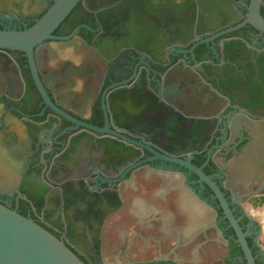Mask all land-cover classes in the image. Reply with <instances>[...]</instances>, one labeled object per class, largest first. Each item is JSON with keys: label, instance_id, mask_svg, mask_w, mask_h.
Returning <instances> with one entry per match:
<instances>
[{"label": "flooded vegetation", "instance_id": "obj_1", "mask_svg": "<svg viewBox=\"0 0 264 264\" xmlns=\"http://www.w3.org/2000/svg\"><path fill=\"white\" fill-rule=\"evenodd\" d=\"M246 3L81 0L38 70L51 100L96 128L105 112L119 127L128 121L130 131L143 121L165 126L120 142L94 141L83 129L69 131L71 123L50 109L42 114L25 54L0 50V106L14 109L31 150L21 197L0 194V203L17 210L14 201L27 200L24 193L48 198L51 220L66 222L64 238L86 264H248L213 184L256 264H264V36L248 25L220 35L245 20ZM51 4L0 0V28L31 27ZM83 44L91 54L80 50ZM144 64L161 72L162 85L140 72ZM187 81L208 88L196 97ZM86 103L89 110L81 108ZM151 139L161 146L144 144ZM101 173L117 182L113 192L85 203L82 192ZM32 212L43 222L33 206Z\"/></svg>", "mask_w": 264, "mask_h": 264}, {"label": "water", "instance_id": "obj_2", "mask_svg": "<svg viewBox=\"0 0 264 264\" xmlns=\"http://www.w3.org/2000/svg\"><path fill=\"white\" fill-rule=\"evenodd\" d=\"M80 2L81 0H52L51 6L31 27L26 26L22 30L0 28V50L21 52L25 54L28 59L34 84L40 92L43 100L41 104V106H44L42 114H44L47 109H50L56 115L71 123L72 127L69 128V131L71 132H78L80 129H83L93 138L94 141H97L100 136L103 140L120 142L123 139L128 140L127 137H133L134 132H139L143 135L149 129H152L153 134L155 135L161 130H164L165 126L160 122L152 124L150 121H143L139 127L135 125L133 130L130 131L126 129L129 128L127 124L128 121H125L123 125L125 127H119L116 120L112 118L108 112H105L103 117V126L96 128L89 124L87 119L79 111H76L75 109H73V111L69 110L65 104L56 103L51 100L49 92L45 88L46 81L42 78L38 70L37 62L44 51H51L56 47V45L53 46V43L49 42L59 39L54 36L55 31L69 17L71 12ZM263 4L264 0H249V3L245 4L247 11L245 20L240 25L226 32L220 33V35L238 30L239 28L248 25L258 31L261 36H264V18L261 14ZM79 48L80 50L90 52V54L92 53V49L86 44H83V46ZM61 49L67 50L68 48L62 47ZM101 66L105 67L106 65L102 62ZM139 70L140 72L144 70L148 74L151 73V82L155 84V86L158 87L163 84L161 72L157 68L147 67L145 65L144 68H140ZM195 70L199 73L205 74L204 70L201 68ZM3 87L6 88L5 85H3ZM205 87L208 88V86L201 81L197 85H194L189 81L186 83V88H189L193 94L198 96L203 94ZM2 95L4 94L1 92L0 97ZM81 108L89 110L90 105L86 103L81 105ZM11 111H14V109H5V114L0 118V194L12 197L17 193L18 196L21 197L20 185L22 173L31 150L28 138L21 139V137L15 132L6 131V115L9 114L14 117ZM70 112L73 113L74 116H72ZM24 117H26V115H24ZM202 121L204 123L201 125V129L204 130L207 128V122L209 119L206 118ZM54 140L57 146L55 151L61 152L63 143L57 142L56 138ZM197 141L200 142L199 137L197 138ZM144 144H149L152 148H156L161 146L162 143L159 139H151L150 141L144 140ZM106 148L107 143H105V149ZM76 162L77 155H73L72 164H76ZM186 166L189 168L191 167L188 163H186ZM58 169L59 168H57V170ZM254 169H256V166ZM100 176L101 178L98 180V183H94L91 189L92 192L89 186H87L85 191L82 192V200H84L85 203H88L91 200L102 202L103 195L113 192L112 190L117 182L104 180L103 178L105 177V174L103 173H101ZM8 182L12 183L6 185ZM49 187L51 188L52 186L49 185ZM81 187L82 186H79L80 189ZM211 187L219 196L226 216L229 219L231 226L235 229L238 242L242 247L247 263L256 264L255 258L247 243L246 235L241 230L220 191L213 184ZM94 189L99 191L98 194L93 192ZM255 194L258 195L259 193L256 192ZM24 198L27 199L26 196ZM43 223H46L45 219H43ZM50 227L57 232L52 226ZM0 264L86 263L72 249L64 237H57L33 218L23 216L16 209H12L5 204L0 203Z\"/></svg>", "mask_w": 264, "mask_h": 264}, {"label": "crops", "instance_id": "obj_3", "mask_svg": "<svg viewBox=\"0 0 264 264\" xmlns=\"http://www.w3.org/2000/svg\"><path fill=\"white\" fill-rule=\"evenodd\" d=\"M20 1V0H19ZM26 1H28V0H26ZM10 2H12V1H10ZM27 4L23 7V9L24 10H26L27 9ZM196 97H198V95H196ZM188 113V115H192V114H194L192 111H189V112H187ZM5 114V109H4V107L1 105L0 106V117L2 116V115H4ZM5 123H6V128L8 129V130H6V131H8V132H15L16 134H18V136L19 137H21V139H25V133H24V131H23V128L22 127H20V126H18V122H17V120L15 119V118H13V117H11L9 114H7L6 115V118H5ZM10 183H12V182H8V183H6V185H10ZM15 195H18L17 193L15 194ZM14 195V196H15ZM43 196V195H42ZM19 197V196H18ZM35 197V196H34ZM35 198H41V195H40V197H35ZM25 199V198H24ZM52 203L49 201V200H47V198H45V206H44V208H43V211L41 212V213H39V215H40V217H44V213H45V211H50V210H52ZM49 223V225L50 226H52L59 234H61L62 235V237H64V235L66 234V222L65 221H62L60 224H56V223H54V221L53 220H51L50 219V221L48 222ZM85 240L86 241H88V239L85 237ZM75 246H77L78 248H81V242H79L78 241V243L76 242L75 243Z\"/></svg>", "mask_w": 264, "mask_h": 264}, {"label": "trees", "instance_id": "obj_4", "mask_svg": "<svg viewBox=\"0 0 264 264\" xmlns=\"http://www.w3.org/2000/svg\"><path fill=\"white\" fill-rule=\"evenodd\" d=\"M261 14L264 18V4L261 8ZM25 196L27 197V200H15L14 201V205H13V208H16L18 207L17 211L23 215V216H26V217H31L33 218L35 221L39 222L41 225H43L46 229H48L50 232H52L54 235H56L57 237H61V234L55 232L51 227L50 225H47L43 222H40L39 220L36 219L34 213L32 212L31 213V206H33L35 208V211L36 213H41L43 211V208L45 206V197L41 196V198H35L34 196L30 195V194H27V193H24ZM54 212V209L53 210H50V211H45L44 213V219L46 221H50L51 219V216Z\"/></svg>", "mask_w": 264, "mask_h": 264}]
</instances>
